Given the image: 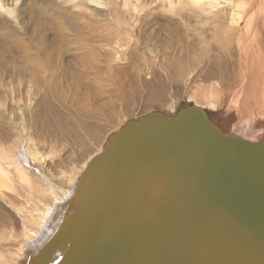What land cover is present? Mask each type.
I'll return each instance as SVG.
<instances>
[{"label": "rangeland", "instance_id": "obj_1", "mask_svg": "<svg viewBox=\"0 0 264 264\" xmlns=\"http://www.w3.org/2000/svg\"><path fill=\"white\" fill-rule=\"evenodd\" d=\"M108 1L97 0L92 23L91 12L73 8L80 5L76 1L0 0V73L6 74L0 75V146L30 138L44 158L32 164L34 171L57 195L72 185L85 158L99 153L107 136L130 120L173 114L196 100L220 125L229 114L222 111L225 92L213 110L202 96V89L217 93L219 76L232 70L231 57L217 48L221 39L213 23L179 7L162 11L148 0H127L136 1L129 20L120 8L115 14L108 7L103 11ZM89 6L87 11L94 8ZM12 216L0 202L5 254L22 247L14 238L20 219Z\"/></svg>", "mask_w": 264, "mask_h": 264}, {"label": "water", "instance_id": "obj_2", "mask_svg": "<svg viewBox=\"0 0 264 264\" xmlns=\"http://www.w3.org/2000/svg\"><path fill=\"white\" fill-rule=\"evenodd\" d=\"M208 114L151 112L111 133L77 179L58 241L43 248L68 241L78 264H264V140Z\"/></svg>", "mask_w": 264, "mask_h": 264}, {"label": "bare ground", "instance_id": "obj_3", "mask_svg": "<svg viewBox=\"0 0 264 264\" xmlns=\"http://www.w3.org/2000/svg\"><path fill=\"white\" fill-rule=\"evenodd\" d=\"M64 1L67 0H60V2ZM72 1L80 4H73V8L81 9L84 12H91L92 23L96 20V15L93 14V11L99 12L96 8L99 6L97 0ZM148 1L153 6L157 5L162 11L168 12L179 7L181 13H191L197 17H203V22L205 23H213V29L215 30V32L212 30L213 34H217L221 39L217 38V48L224 49L223 53H220L221 55L231 57L232 70L229 76L227 73L219 76V86L221 89L217 93H213L212 89H209L207 92L205 89H202V96L209 103L210 110H213L218 108L217 105H220L222 99L221 92H225V99L222 102H225L227 108H224L222 111L229 114L222 116L225 121L220 125L219 121H216L214 118L216 114L210 113L209 110L199 106L198 100L193 105L209 112V120L229 134L238 136L249 143H258L264 140V0ZM108 2L109 4L101 3L102 5H106L103 11L108 7L111 13L115 14L120 8L123 14H127L129 20H133L131 17L134 18L136 1L134 3L129 2V5L127 4V0H109ZM90 4L94 5V8L87 11L88 7H92L89 6ZM63 6L65 7L66 5L64 4ZM0 8L4 10V7L1 5ZM128 10L131 12L130 14ZM115 18H119L118 13ZM91 21L89 20V22ZM91 26L93 27L89 23L87 27L90 29ZM27 55L28 53H26ZM28 59L31 58L28 57ZM101 62L99 61L98 63ZM2 73V76L6 75L4 72ZM5 89H7V86ZM228 105H232L233 107L238 106L239 110L232 109ZM29 139L26 140L27 142L20 141L18 143V140L15 139L17 144L13 141L8 145L2 143L0 146V202L9 206L10 213H13V218L19 217L20 231L18 236L15 232L14 238L17 241H19V238L22 240V247L20 246L13 253L5 254L0 250V264H33L34 261L37 264H78L73 262L74 260L70 255L65 254L71 248L68 241L65 242L64 248L61 249L62 252L55 250L53 253H48L45 250L46 248H43V245L51 237H54L52 241H58L62 225L59 230L57 228L61 223V219L63 217L62 224H64L66 216L72 212L70 200L73 196L77 179L91 158L100 152L90 155L87 159L85 158V161L81 162L82 165L76 175L74 174L75 172L72 173V175L74 174L73 182L71 181L72 185L69 187L68 180L66 184H68L69 188L64 193H61L62 195H57L54 194L56 193L54 192L55 190H52L53 193L48 188L50 187L48 180L42 177L39 178L40 175L34 171L32 164L40 162L41 158L43 160L44 158L35 152ZM29 159L32 160L31 164L29 163ZM86 235L87 232L82 235L81 239L83 240ZM51 249H54V246ZM86 257L92 262L96 259V256L86 255ZM21 260L24 262H21ZM81 264L92 263L81 262Z\"/></svg>", "mask_w": 264, "mask_h": 264}]
</instances>
